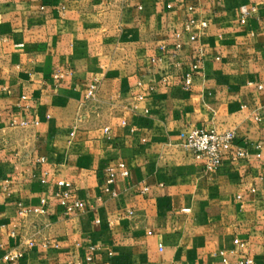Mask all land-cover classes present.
I'll return each instance as SVG.
<instances>
[{
    "label": "crops",
    "instance_id": "obj_1",
    "mask_svg": "<svg viewBox=\"0 0 264 264\" xmlns=\"http://www.w3.org/2000/svg\"><path fill=\"white\" fill-rule=\"evenodd\" d=\"M166 5L0 0V264H223L236 238L264 264V0ZM192 128L236 134L218 170Z\"/></svg>",
    "mask_w": 264,
    "mask_h": 264
},
{
    "label": "built area",
    "instance_id": "obj_2",
    "mask_svg": "<svg viewBox=\"0 0 264 264\" xmlns=\"http://www.w3.org/2000/svg\"><path fill=\"white\" fill-rule=\"evenodd\" d=\"M166 7L168 9L172 8V0H167ZM250 12L247 11L244 15L242 22L246 21L247 15ZM197 22L194 19H189L185 23V28L183 32L189 33L191 40H196L198 34H200V29L196 28ZM202 28L207 27L206 22L200 23ZM183 32L176 33V37L179 38ZM182 43L179 41L176 43L175 48L180 49ZM193 72H189L186 75V85L189 86L192 82V76L194 71L198 69V65H194ZM260 89L263 88L262 83H258ZM95 86H92L88 92V96H94ZM105 132L109 133L110 128L106 127ZM184 140L186 145L193 151L195 158L204 161L205 168L208 171H216L220 168L222 160L225 155L231 153L234 148L236 134L233 131H227L224 133H219L215 129L208 128H192L187 130L184 135ZM247 155V151L244 149H238L234 155V158H241ZM130 175V170L124 161L118 162L117 164L111 165L107 169V179H106V189L112 193L113 196L117 195L114 188L118 178L128 177ZM45 181V180H44ZM58 186L57 196L60 198L61 205L65 208V214L70 215L77 209H83L85 203L82 200H72L74 184L68 180H58L56 181ZM43 206L35 209L36 212L45 213L44 205H46V200H42ZM246 243L242 242L239 238L234 240V247L230 251H222V262L223 264H232L229 255L230 253H239L240 249L244 250L246 248ZM93 249H95L93 247ZM162 249V246H161ZM6 259H14V255L7 254ZM234 264H255V259L248 254H244L239 257Z\"/></svg>",
    "mask_w": 264,
    "mask_h": 264
}]
</instances>
